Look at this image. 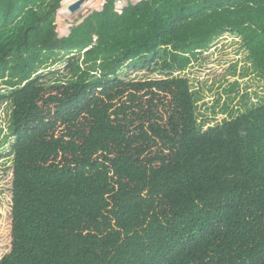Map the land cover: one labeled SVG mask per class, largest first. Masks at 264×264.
I'll return each instance as SVG.
<instances>
[{
  "label": "trees",
  "instance_id": "16d2710c",
  "mask_svg": "<svg viewBox=\"0 0 264 264\" xmlns=\"http://www.w3.org/2000/svg\"><path fill=\"white\" fill-rule=\"evenodd\" d=\"M116 1L59 37L62 0H0L14 138L0 264H264V100L202 131L186 79L118 76L164 59L184 72L229 34L264 82V0H141L121 14ZM64 56L71 77L42 82Z\"/></svg>",
  "mask_w": 264,
  "mask_h": 264
},
{
  "label": "rangeland",
  "instance_id": "374dc122",
  "mask_svg": "<svg viewBox=\"0 0 264 264\" xmlns=\"http://www.w3.org/2000/svg\"><path fill=\"white\" fill-rule=\"evenodd\" d=\"M124 1L117 0L115 6L123 5ZM138 1L127 0L130 3ZM97 2L98 0H88L81 12L71 14L65 12L70 2L63 0L55 21L58 36L67 37L70 34L68 29L80 24L88 13L100 11L103 3L98 6ZM95 6L98 7L93 8ZM62 27H66L67 30H61ZM68 58L67 56L55 58L52 59L55 63L41 66L37 73L41 81L50 84L56 80L65 82L70 78L66 62L72 58ZM74 58L79 62H85L82 55ZM164 60L141 69L135 68L132 63H126L118 76L124 81L186 79L190 90L195 94L197 123L200 124L202 131L241 115L247 107L248 109L258 107L264 100V82L260 79L239 37L225 34L217 38L210 48L198 57L197 62L181 73L169 75L162 68ZM2 82L0 81V95L8 96L10 91ZM11 111L10 100L0 101V259L10 251L13 183L11 145L14 141L9 130Z\"/></svg>",
  "mask_w": 264,
  "mask_h": 264
},
{
  "label": "bare ground",
  "instance_id": "6f19581e",
  "mask_svg": "<svg viewBox=\"0 0 264 264\" xmlns=\"http://www.w3.org/2000/svg\"><path fill=\"white\" fill-rule=\"evenodd\" d=\"M70 2V4H69V6L68 7H66L65 8V12L66 13H69L70 11H69V7L72 5V4H74V2L76 3V1H79V0H66V2ZM141 0H139L138 2H140ZM104 2H105V0H98V2H97V5H99L100 3L102 4V8H101V10L103 9V6L105 5L104 4ZM138 2H136V3H138ZM128 3H130V2H127V0H125L124 1V4L123 5H120V4H118V5H116L115 6V11L118 13V14H121V12H122V10L127 6V4ZM85 4H87V1L86 0H84V3L82 4V6H81V9H80V11L79 12H81L82 10H83V8L86 6ZM116 4V3H115ZM132 4V3H131ZM100 10V11H101ZM93 11H91L89 14H87L86 15V17L88 16V15H90L91 13H92ZM76 13H78V12H76Z\"/></svg>",
  "mask_w": 264,
  "mask_h": 264
},
{
  "label": "water",
  "instance_id": "95a60500",
  "mask_svg": "<svg viewBox=\"0 0 264 264\" xmlns=\"http://www.w3.org/2000/svg\"><path fill=\"white\" fill-rule=\"evenodd\" d=\"M62 3H61V7H62ZM83 3H84V0H79L76 3L72 4L69 7V11L71 12V14H74L76 12H79ZM132 4H136V3H132ZM69 33H70V31H68V34Z\"/></svg>",
  "mask_w": 264,
  "mask_h": 264
},
{
  "label": "crops",
  "instance_id": "0c3cea01",
  "mask_svg": "<svg viewBox=\"0 0 264 264\" xmlns=\"http://www.w3.org/2000/svg\"><path fill=\"white\" fill-rule=\"evenodd\" d=\"M86 1H88V0H86ZM99 6V5H98ZM98 6H95V7H93V8H97ZM58 12V11H57ZM94 12V11H93ZM89 14V13H88ZM59 15V14H58ZM86 18V16L85 17H83L82 19L84 20ZM82 20V21H83ZM58 27V26H57ZM59 27H60V25H59ZM67 28L66 27H62L61 28V30H66ZM68 31H70L69 29H68ZM68 35V34H67Z\"/></svg>",
  "mask_w": 264,
  "mask_h": 264
},
{
  "label": "clouds",
  "instance_id": "9594fccd",
  "mask_svg": "<svg viewBox=\"0 0 264 264\" xmlns=\"http://www.w3.org/2000/svg\"><path fill=\"white\" fill-rule=\"evenodd\" d=\"M62 2H63V0H62ZM62 2H61V3H62Z\"/></svg>",
  "mask_w": 264,
  "mask_h": 264
}]
</instances>
